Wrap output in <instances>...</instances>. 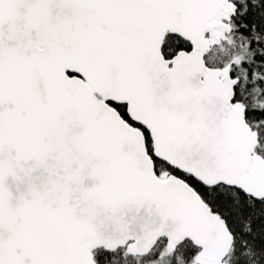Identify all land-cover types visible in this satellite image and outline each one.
Returning a JSON list of instances; mask_svg holds the SVG:
<instances>
[{"label": "snow or ice", "instance_id": "6c2138e0", "mask_svg": "<svg viewBox=\"0 0 264 264\" xmlns=\"http://www.w3.org/2000/svg\"><path fill=\"white\" fill-rule=\"evenodd\" d=\"M0 264H264V0H0Z\"/></svg>", "mask_w": 264, "mask_h": 264}]
</instances>
